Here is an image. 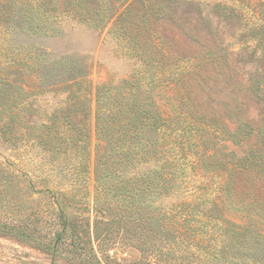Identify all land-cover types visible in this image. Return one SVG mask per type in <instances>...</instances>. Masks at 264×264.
<instances>
[{"label":"rangeland","instance_id":"1","mask_svg":"<svg viewBox=\"0 0 264 264\" xmlns=\"http://www.w3.org/2000/svg\"><path fill=\"white\" fill-rule=\"evenodd\" d=\"M112 10L123 14L114 26ZM126 79L147 84L166 120L153 136L175 169L173 193L146 212L192 211L205 264H264V0H0V164L16 163L22 179L0 182V222L18 234L0 235V264H152V250L159 264L204 258L194 244L174 255L157 230L132 223L96 232L95 94ZM74 190H89L90 207L62 212L45 195Z\"/></svg>","mask_w":264,"mask_h":264},{"label":"trees","instance_id":"2","mask_svg":"<svg viewBox=\"0 0 264 264\" xmlns=\"http://www.w3.org/2000/svg\"><path fill=\"white\" fill-rule=\"evenodd\" d=\"M115 13L116 10L109 12L106 24L114 20L112 23L114 26L116 20L122 21L123 14L115 18ZM135 46V50L141 51V56L145 54L143 48L136 43ZM154 49L156 57L153 55L152 65L156 68L159 65V58H157L160 51L159 42L154 45ZM165 57L163 53V58ZM61 64L65 65L64 62ZM167 68L171 69V67ZM140 82H142L141 79H126L118 84L104 83L96 89L95 185L91 206L96 220V232L101 230L100 226L103 223H132L144 236L146 230L153 232L157 230L161 241L171 249L172 254L175 248L177 251L184 252L183 247L190 244H194V247L204 252V258L199 259L200 261H197L198 257L194 258L195 261H189L186 256H180V264H205L209 260L207 259L209 255L203 249V241L200 238L205 225L198 227L192 225L198 222L194 220L192 211L185 213L181 206H176L167 210L163 207H154V211L157 210L156 214L146 212L147 208L153 206L155 200H159L165 194L173 193L171 191L174 186L172 176L175 174V169L173 162H166L164 158L165 146L168 143H164L162 147V143L156 141L153 136L158 137L166 120L153 97L146 92L147 84ZM143 93L147 96H143ZM161 159L164 163L160 169L149 166L151 162H158ZM89 161L88 157L85 167L74 169L76 181L82 173L87 174L89 171ZM139 165H143L145 174L141 175L136 171ZM233 169L244 172L246 168L235 165ZM132 171L134 173H131ZM229 171L232 169H223V172ZM1 180L5 181V188L20 187L19 183L22 179L16 163L0 164V182ZM81 187L87 189V186L77 188ZM88 191L83 197L77 196L75 190L70 194L46 191L45 195H50L52 205L64 212V209L67 210L73 205L90 207ZM229 227V230L238 229L239 236L244 233L242 229L246 230L245 227L232 223ZM227 231L226 228L225 232ZM7 234L18 235L16 231L9 229L7 223L0 222V235ZM191 236L195 241H190ZM205 242L207 245L210 243ZM47 248L51 250V248L55 249V246L50 243ZM152 253L153 250L149 253L150 257L154 256L152 264H159L156 263L157 255ZM218 260H220L219 256Z\"/></svg>","mask_w":264,"mask_h":264}]
</instances>
